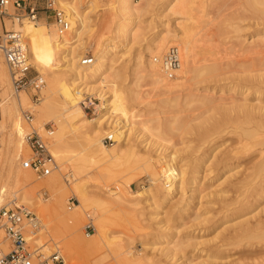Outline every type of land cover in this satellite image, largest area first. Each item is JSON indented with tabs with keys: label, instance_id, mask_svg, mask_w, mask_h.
Segmentation results:
<instances>
[{
	"label": "rangeland",
	"instance_id": "rangeland-1",
	"mask_svg": "<svg viewBox=\"0 0 264 264\" xmlns=\"http://www.w3.org/2000/svg\"><path fill=\"white\" fill-rule=\"evenodd\" d=\"M110 1L97 0L98 8L91 13L90 18L92 21V29L88 31L81 40L82 43L85 42V44H87L88 42H97L101 39L102 41H100L104 44H108L109 42L110 47H113V45L115 47L118 44L120 45L117 57L115 56L117 59L115 67L119 71L118 82L121 84L120 87L125 91V88L130 87L129 83L131 79H133L130 69L132 68L131 66L133 65L135 57L138 56L139 53H144L143 50L145 46L152 40L153 36L160 28H165L166 26L175 28L176 23L182 22L183 16L174 15L172 12L169 13V11H163L164 4L167 0H155V11L149 8L141 17V38H138L137 42L134 41L131 43V46L128 45V47H126L127 42L125 43L121 37H117L116 30H114L115 27L113 26L114 23L110 26L111 28L107 27L108 25H105L106 18L111 16V11L107 9V5ZM194 1L192 0V3L194 2L193 5L190 4L193 11L189 7V11H192L189 13H194L192 15H195L196 18V26L193 30V34L195 36L194 40L197 41V59L200 61L199 64L203 62L201 58L215 59L217 62L223 64L225 70L228 71L227 74L223 76L225 80H221V82H218L217 84L213 81H203L201 78H197L200 80L194 79L193 81L188 82V90H184L185 92L182 91L178 100L181 105L180 103H172L173 106L167 105L170 108L160 103L163 96L159 95L151 85L148 86L145 84L143 87L141 86L142 88L140 87L139 89L138 87L136 89L141 95L144 94V101L148 103L150 102L149 104L152 105H136L138 103L130 100L129 96L131 93H127L126 90L123 96L128 98L127 103L129 106H127V108L129 109L130 115V119L127 120V125L130 124V128L133 127L134 130L129 136H125L126 133H122V131H125L127 128H122L115 136L116 142L119 146H108L107 151L93 149L87 150L84 146H75L76 144L72 143L75 142V140L71 139V135H68V141L70 143H68L67 147L62 150V153L67 155V157H71L82 152V154L86 156L87 171L89 172V174L86 175L88 188L91 193L102 196L108 202L105 228L108 230L111 237L117 242L110 246H102L101 249L103 250L100 252L92 254L75 252L69 255L68 250L66 249L65 240L58 238L55 240L57 243V245H55L54 242L51 241L50 236L46 235L45 229L48 228L51 233H53L54 224H57L60 217L58 215H53L51 212L55 200L53 193L42 184L46 178L38 179L33 171H31L33 181L24 183L21 175L18 174L17 167L11 166L7 171V178L9 179V183H11L10 185L19 189L24 186V189L30 191L32 196L29 201H23L20 198V192H17V197L9 194L4 198L5 202H3L4 205L2 207L6 206L12 200L17 199L23 205H26L31 209L36 215L38 214L41 217L44 224V227L42 228L43 235H38L39 231H31V246H40L41 243L48 242L46 246L49 249H47L48 251L45 254H51L56 250H60L65 258L66 264H118V261L121 260L122 257L118 256L119 252L116 249L127 248L132 249L138 257L143 258V262L146 264H186L187 258L192 256L190 254L197 255L199 253V255L203 257L207 254V250H210L207 249L209 246L226 245L228 238L239 229V226L237 225L241 223L243 219H249L252 221L251 223H255L256 220L259 219L257 214L258 210L256 209V204L253 199V188L256 180H252L251 183L245 185H241L239 181L244 178L246 174L250 173H252L251 176L253 178L259 173L264 175V170L259 173L254 172L260 166L259 163L264 159V128L259 126L261 123L258 118L259 116L257 115L258 109L255 111L256 115L254 114V116H258L256 117V120L254 117V121L248 123H243V118L246 114H244V112L246 110L242 109V105L246 107L252 105L264 106V87L258 90V92L262 93L259 95L258 93L253 92L254 90H248L246 84L243 85V83H239L236 77L241 74L240 72L244 71L247 75L253 74L251 69L259 66L264 60V42L259 43L254 49H248L252 41L264 37V21L250 17L247 18L244 17L245 15L241 16L240 11H242V9L240 7L242 5L240 7L239 5L242 4V0H217L213 1V3H211L210 0ZM83 2H86V0H83ZM143 2V0H135L137 6H142ZM155 12H160L161 15L157 13V16ZM248 14L249 13H247V16H249ZM102 19L104 22H102ZM38 21L41 23L40 32L42 36H46L49 29L56 30L55 25L50 27L52 24L51 20ZM8 23L11 25L10 22H7L6 29H8ZM0 27L2 28V30H0V35H2L5 31V27L1 20ZM10 29L12 28L10 27ZM120 39L122 41H120ZM39 42L43 44L41 45V48L43 49V53H45L47 45L44 40H41V38H39ZM236 42L239 43L237 44ZM230 47L233 48V52ZM180 49L182 52V47ZM95 51L94 48L85 50L82 57H85L87 54H91L94 57ZM154 56H156V54ZM0 58H2V62L5 63L1 54ZM52 65L54 68H57L60 75L65 73L66 69L63 60L59 59L56 62L54 58ZM38 73L39 72L33 66L30 74L36 75ZM43 78L46 82L50 79L45 75ZM143 81H140V84L141 82L143 84ZM144 83L146 82L144 81ZM232 85L236 86V90L238 87L244 88L245 86V88L240 91L238 90V92H229V86ZM212 86H216L214 91L215 96H219L223 92L225 95V99L218 102L216 107L214 106L212 109H206L199 107L197 102L183 101L186 98L184 95L192 97L188 96L191 94L193 95L192 99H196L195 97H198L199 95H207L208 90H210V87ZM221 88H224L223 92H220ZM141 89H143V92ZM46 91L47 84L39 95V101L35 100L30 91H21L14 95L15 92L13 91V88L10 92V94L13 95L10 96L15 99L18 98L16 95H21L22 93L27 96L28 101L25 105V109L21 112V116H23L24 112L27 110L33 111L34 120L32 125L35 128L42 129L44 125L48 123H53L55 125L54 135H52L50 139L53 151V142L57 135L59 122V120L54 117L58 113L39 116L37 114L38 107L33 105L38 104V106H40L46 102ZM93 96L96 97V102L99 104L101 102L98 98L99 94H93ZM257 97L261 98L262 104L257 105ZM175 104L180 107V109L178 106L176 107L179 109L178 111H180L177 114L183 116L185 121H189V123L191 122V125L198 123L201 120V117L209 118L210 123L222 120L224 117L221 128L215 134L211 133L205 138L198 137L195 132L189 131V133L188 131H185L181 137H174L171 143H161L162 145H165L163 147L159 146V140L154 138L152 133L151 136L148 131L143 129L141 124L134 123L135 121L138 122V120L142 119H153L150 121L153 122L151 123L152 125L173 121V116L176 114L174 112L177 111V109L174 108ZM173 108L176 109L174 112ZM135 112L141 114V116L135 114ZM258 113L260 115L261 112L258 110ZM135 115L137 117H135ZM87 117L91 119L97 117V115L89 114ZM117 117L119 121L124 120V117L119 113H117L116 118ZM23 120L25 123L23 129L24 137L25 134L30 131V125L27 124L24 116ZM256 122L258 123L256 124ZM124 124L125 121L121 123V125ZM148 125H150V123H148ZM244 127L254 130L257 136L255 138L241 136L240 133ZM12 128L13 126L10 121L5 119L2 115V108L0 107V148L2 147L1 144H3V142L10 139L12 141ZM102 129L104 130L102 131ZM110 129H112V127L101 128L100 132L105 136ZM23 142V148L26 147L25 155H23V157L25 156L24 158L28 159L30 157V149L25 141ZM131 143H134L137 146L138 154H135L131 150ZM171 144H177V147L175 148H181L178 156L179 158L181 157V159L183 158L184 162L188 165L186 177L188 176L191 178V175H195L192 173V167L195 166L196 160L204 161V163L200 165L202 167L197 173L200 178L198 181L200 180L201 188L199 187L200 189L195 193L193 192L194 189H188L187 185V189L185 188L184 199L182 201V203H187V205L183 209L184 212L181 218L177 219H170L169 217V213H171L170 211H173V206L171 204L163 205L161 207L158 205H152L150 201H146L143 196L141 197L138 195L143 191V186L149 185L150 178L147 165H145L142 160H139V158L149 156L154 159V166L156 167L158 174H160L164 164L161 163L162 161H158L160 158L159 155L162 156L163 154L172 151L173 147ZM165 148H167V150H164ZM57 162L61 166L60 169L63 174L61 178L62 181L65 182V184L68 183L65 195L66 202H64V212L71 214L76 210V201L74 207L69 209V199L75 197L70 191V187L73 186V181L78 175L75 172L74 163L71 160H62V162L57 160ZM107 170L109 173H107ZM71 174H73V176H71ZM99 174H102V176ZM66 178L69 182L65 180ZM42 190L47 192L45 197L41 194ZM115 191H120L123 198L132 201H126L124 204H115L110 195ZM177 196L173 199L174 202L182 200V197L179 198L180 194ZM188 196L192 199H189ZM135 198H138L139 200L133 202V199ZM88 204L85 205L86 208H84L83 211L81 210L82 213H80L81 215L79 216V225L81 226L80 233L83 238H90L89 236L96 233V227H98L99 209L97 210V207H95V204H92V202H89ZM244 204L249 207L248 210L243 211ZM181 205L182 204L180 203L178 207ZM60 214L63 215L62 211ZM87 216L93 218L94 230H84V226L88 221ZM262 216H264V213ZM249 220L248 222L250 223ZM191 239H193L191 241L193 244H188L187 242ZM237 240L234 241L236 244L224 246L223 251L219 254L221 260L218 261V264H258V256H255L260 250V246H256L258 245V240L256 239L257 241H255V239L251 237ZM198 241H202V243L200 242V246L199 244L195 246L197 247L195 249L193 245L195 242L199 243ZM174 242H185L187 243L185 244L187 247L183 252H177L172 261H170L166 258L164 253H162V249L170 247ZM56 246H58L57 248L59 249H57ZM262 251L264 257V247Z\"/></svg>",
	"mask_w": 264,
	"mask_h": 264
},
{
	"label": "bare ground",
	"instance_id": "bare-ground-1",
	"mask_svg": "<svg viewBox=\"0 0 264 264\" xmlns=\"http://www.w3.org/2000/svg\"><path fill=\"white\" fill-rule=\"evenodd\" d=\"M143 1L144 2L142 6H137L135 0H111L107 5V9L111 11V16L106 18L105 25L110 27L114 23L113 26L115 27L114 30H116L115 32L117 37L119 36L123 39V42H127L126 47H128V45L131 46V43L134 41L137 42V39L141 38V17L143 16L144 12L149 8L155 11V0ZM213 1L217 0H210L211 3H213ZM194 2L192 3V0H167L165 2L163 11H169V13L172 12L174 15H182L183 19L182 22L176 23L175 28H170L168 26L165 28H160L159 31H157L153 36L152 40L145 46L143 50L144 53H139L138 56L135 57L133 65L131 66L132 68L130 69L133 79H131L129 83L130 87L125 88V91L127 90V93H131L129 98L133 102L138 103L136 105L142 104L143 106L150 103L144 101V94L141 95V93H139V91L136 89L138 87L140 89V87H143L145 84L148 86L151 85L159 93V95L163 96L160 103L170 106L172 103H180L178 100L180 98L181 92L187 91V83L193 81L194 79L200 80L197 78H201L203 81H213L216 84L221 82V80H225L223 76L227 74L228 71L225 70L223 64L217 62L215 59L211 60L202 58L201 60H203V62L199 64L200 61L197 59V41L194 40L195 36L193 34V30L196 26V18L195 15H192L194 13H189L193 11L190 4L193 5ZM241 3L242 4L239 3V7L242 5L240 7L242 9V11H240L241 16L245 15L244 17L247 18L250 17L253 19L255 18L256 20L264 21V0H242ZM61 5L70 14L72 23L68 33L63 36L58 34L57 29H49L48 34L46 36H42L40 32L41 23L38 20H24L23 22H12L11 20H6V23H11V25L8 23V29L11 27L14 30H22L26 38L25 45L33 66L40 74L50 78L49 81L47 80L46 82V102L40 106H38V104L33 105L38 107L36 108L38 112L37 114L39 116H47L58 113L54 117L57 118L59 122L57 135L55 137V141L53 142L54 150L52 151L51 147V152L54 157H56L57 160L61 162L62 160H71L74 163V169L78 175V177L73 181V186L70 187V191L76 197V210L71 214L64 212V202H66L65 195L67 192L68 183L65 184V182H63L61 179L63 175L62 170L60 169L61 166L59 165V173L58 171H55L49 177H45L46 179L42 182V184L53 193L55 204L51 208V212L53 215H58L60 217L59 218L57 216L59 220L57 221V224H54V235L48 228L45 229L46 235L50 236L51 241H53L55 245H57L55 241L56 239L59 238L61 240H65L66 249L68 250L69 255L75 252L92 254L102 251V246H110L117 242L113 237H111V235L108 233V230L105 228V222L107 221L106 213L108 211V202L102 196L91 193L88 188L86 175L89 174V172L87 171L86 156L82 154V152H79L76 155L67 157V155L62 153V150L67 147L68 143H70L68 141V135H71V139L75 140V142H72L76 144H74L75 146H84L87 148V150L93 149L107 151L108 146L110 147L114 145L116 147L119 145L117 144L116 139L115 143L112 145L105 144L103 140L106 135H113L115 138L116 134L122 128H127L125 131H122V133L125 132V136H129L134 128H130V124L127 125V120L130 119L129 109L127 108V106H129L127 103L128 98L123 96L125 91H123V89L120 87L121 84L118 82L119 71L115 67L117 64V52L119 51L118 48L120 45L118 44L116 47L114 45L113 47H110L109 42L108 44H104L101 42V39V41L98 40L97 42H88L87 44H85V42L82 43L81 40L82 37L92 29V21L90 18L91 13L98 8L97 0H86V2H83V0H62ZM189 7L192 9V11H189ZM155 13L161 15L160 12ZM247 13H249V16H247ZM102 22H104L103 19ZM54 25L55 24L52 23L50 27H53ZM176 28H179L178 30L180 31H178ZM0 30H2L1 27ZM39 38L44 40L45 44L47 45L45 53H43V49L41 48V45L43 44L39 42ZM120 41L122 40L120 39ZM261 42H264V37L252 41L248 49H254ZM236 43L238 44L239 42ZM172 46H176L180 50L181 66L173 78H168L165 72L162 70L160 59ZM181 47L182 52L180 49ZM91 48L96 50L93 57L94 62L90 66H84L82 62L85 57H82V54L85 50ZM230 49L233 52V48L230 47ZM163 51L165 52L161 54ZM155 54L156 56H154ZM54 58L56 62L59 59L63 60L66 69L65 73L63 71L64 74L60 75L57 68H54L52 65ZM1 59L2 58H0V107L2 108V115L5 117V119L10 121L13 128L11 133L12 141L10 139L3 142V144H1L2 147L0 148V209L4 205V198L9 194L16 196L17 192H20V198L23 201H29L32 196L30 191L24 189V186L19 189L10 185L11 183H9V179L7 178V171L9 168H11V166L17 167L18 174L21 175L24 183L33 181L31 172L32 170L27 164L28 159L24 158L25 156L23 157L26 150V147L23 148V141H25L26 144L27 142L25 136L23 137V129L25 126L23 116H25V112L23 116H21V112L25 109L28 98L24 93L21 95H16V97H18L17 99L10 96L13 95L10 94L11 89L13 88L10 74L6 64L3 63ZM251 71L253 74L249 75H247L245 71L240 72L242 75L240 74L236 77V79H238L239 83H243V85L246 84L248 90H254L253 92L261 95L262 93L258 92V90L264 87V60L259 66L251 69ZM143 80L146 83H144ZM140 81H143V84L141 82L142 85L140 84ZM229 88V92H238V90H243L245 86L244 88L238 87L237 90L236 86L234 85L229 86ZM215 89L216 86L210 87L207 95H199L198 97L196 96V99H192L193 95L191 94L187 95L192 97H187L184 95L186 98L183 101L186 100L188 102H197L199 107L212 109L214 106L216 107L218 102L225 99L223 92L224 88L220 89V92L222 91L223 93H221L219 96L214 95ZM141 91L143 92V89H141ZM15 94L16 93H14V95ZM93 94H99L98 98L101 102L97 105V117L90 119L87 117V114L84 111L82 101L85 99V97H89ZM257 98V105L262 104L261 98ZM175 105L174 108L177 106L179 107V105ZM174 108L173 112L177 109ZM179 109H177V111ZM242 109L246 110L244 112V114L246 113L245 117L242 116L244 117L243 123L252 122L254 121V117L256 120V117L259 116L258 118L260 119L261 123L259 126L264 128V106L252 105L250 107H246L242 105ZM257 109L259 112H261L260 115ZM256 110L258 116H254V114L256 115ZM177 111L174 112L176 114L173 116V121L152 125L151 123L153 122L150 121L153 119H142L138 120V122L135 121L134 123L141 124L143 129L148 131L150 135L152 133L153 137L160 141H158L159 146L164 147L165 145H162L161 143H171L174 137H181L185 131L195 132L198 137L201 138H205L211 133L215 134L221 128L222 120L224 119L223 117L222 120L215 122L213 121L214 123H210L209 118L201 117V120L198 123L191 125V122L189 123V121H185L183 116L177 114L180 111ZM31 112L33 113V111ZM136 112L135 114H137ZM117 113L124 117V125H121L123 121H119L118 117L116 118ZM137 115L141 116V114ZM135 117L137 116L135 115ZM148 123H150V125H148ZM257 123L258 122H256V124ZM110 127H112V129H110V131L106 133L105 136H103L100 132L101 128ZM103 130L104 129H102V131ZM240 135L249 136L251 138H255L257 136L254 130L245 127L242 128ZM171 145L173 147L172 151L165 153L162 156L159 155L160 158L158 161H162L161 163L164 164L160 174H158L156 171V167L153 163L154 159L149 156L139 158V160H142L144 164L147 165L150 178L149 185L143 186V191L138 195L141 197L143 196L144 199L146 201H150L152 205H158L161 207L163 205L171 204L173 206V211H170L171 213H169V217L170 219H177L181 218L184 212L183 209L187 205V203H182L187 185L188 189H194L193 192L195 193H197V190L201 188L199 182L200 180L198 181L200 178L198 177L199 175L197 173L202 167L200 165L203 164L204 161L202 162L201 160H196L195 166L192 167V173L195 175H191V178L188 176L186 177L188 165L186 162H184L183 158L181 159V157L179 158L178 156L179 150H181V148H175L177 147V144ZM130 148L135 154H138L137 146L134 143H131ZM164 150H167V148ZM259 164L260 166L254 172L259 173L264 170V159ZM107 173H109L108 170ZM99 175L102 176V174ZM251 175L252 173L246 174L245 177L239 181V183L241 185H245L247 183H251L252 180H256L253 188V199L256 204V209L258 210L257 214L259 219L256 220L255 223H251L252 221L249 219H243L242 222L237 225L239 226V229L235 231L230 238H228L226 245L209 246L207 249L210 250H207V254H205L203 257L199 255V253L197 255L190 254L192 256L187 258L186 264H218V261L221 260L219 254L223 251L224 246L236 244L234 242L235 240L242 238L244 239L246 237H251L255 239V241L258 240V245L256 246H260V250L257 253L258 255L256 254L255 256H258V264H264L262 251L264 247V216H262L264 213V175L259 173L254 178ZM71 176H73V174H71ZM65 180L69 182L67 178ZM120 191H115L110 194L115 204H124L126 201H132L123 198ZM178 194H180L179 198L182 197V200H179V202H174L173 199ZM189 199L192 198L190 197ZM138 200V198H135L133 199V202H137ZM89 202H92V204L94 203L95 207H97V210L99 209L98 227H96V233L89 236L90 238H83L80 233L81 226L79 225V216L81 215L80 213H82L81 210L83 211V209L86 208L85 205H87ZM180 203L182 205L178 207ZM248 208L249 207H247V205H243V211L248 210ZM61 211L63 215L60 214ZM37 216L39 219L38 226L36 229H31L30 232L39 231L38 235H43V220L38 214ZM192 240L193 239L187 243L193 244L191 242ZM200 242L202 243V241ZM200 242L194 243L193 246L195 249L197 248L195 246L198 244L200 246ZM47 243L48 242H43L40 244V247L43 248L42 250L44 253H46L48 251L47 249H49L46 246ZM187 243L174 242L170 247H165L162 249V253H164L167 259L172 261L177 252H183V250L186 249L187 245L185 246V244ZM57 247L58 246H56V248ZM116 250L119 252L118 256L122 257L121 260L118 261V264H146L143 262V258L138 257L132 249L127 248ZM211 253H214L215 255ZM51 254H47V256Z\"/></svg>",
	"mask_w": 264,
	"mask_h": 264
},
{
	"label": "built area",
	"instance_id": "built-area-1",
	"mask_svg": "<svg viewBox=\"0 0 264 264\" xmlns=\"http://www.w3.org/2000/svg\"><path fill=\"white\" fill-rule=\"evenodd\" d=\"M62 0H0V20L5 31L0 35V54L10 73L12 87L15 93L30 91L36 101L46 85L45 79L38 73L31 75L33 68L30 55L25 45V36L21 30H7L6 20L12 22L51 20L60 36L70 30L71 16L61 5ZM94 62L91 54L83 59L84 66ZM160 65L168 78H173L181 66L180 50L172 46L160 59ZM82 105L87 115L97 113L96 97H85ZM33 113L25 111L24 119L30 125V131L25 135L30 149L27 164L38 179L49 177L58 171L59 164L51 152L50 139L55 125L48 123L42 129L32 125ZM104 143H115L113 135H106ZM43 197L47 195L41 191ZM75 197L69 199V208L74 207ZM38 216L17 199L12 200L0 209V264H66L63 254L56 250L47 256L40 246L30 245V230L38 226ZM85 231L95 229L93 219L87 216ZM59 249V248H57Z\"/></svg>",
	"mask_w": 264,
	"mask_h": 264
}]
</instances>
